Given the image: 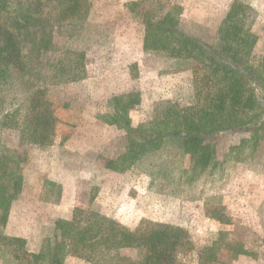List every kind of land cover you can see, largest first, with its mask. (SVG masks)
<instances>
[{"label":"rangeland","instance_id":"374dc122","mask_svg":"<svg viewBox=\"0 0 264 264\" xmlns=\"http://www.w3.org/2000/svg\"><path fill=\"white\" fill-rule=\"evenodd\" d=\"M87 1L79 31L55 29L56 48L44 54L52 62L40 82L57 120L52 144H20L17 129L7 128L0 119V146L25 152L21 162L26 173L24 188L6 219L0 218V264L21 261L10 237L23 238V249L39 253L46 247V237H52L56 219L86 223L101 217L129 229L142 220L185 228L191 243L180 252L185 264H264L263 130L257 143L246 131L207 138L215 147L217 164L201 174L193 167L192 154L171 146L161 156L138 157L125 171L102 167L107 158L132 161L130 153L122 154L124 130L107 123L115 120L110 94L128 82L130 88L143 91L141 103L128 110L130 125L142 128L157 121L169 103L188 106L196 100L191 58L172 56L169 49L142 53L146 21L155 26L153 41H170L175 48L179 38L213 44L235 0ZM242 1L249 6L244 19V29L251 35L246 58L261 65L264 0ZM114 4L125 7L116 9ZM164 26L173 33L166 36ZM74 65L82 78L67 81ZM14 94L0 93L4 108H11L13 99L18 102L19 92ZM21 118L8 123L18 127L24 122ZM150 170L155 179L149 186ZM43 174L62 187L55 201L41 198ZM71 247L67 241L63 264H94L73 254ZM119 253L138 259L142 250L122 248ZM46 262V257L38 261Z\"/></svg>","mask_w":264,"mask_h":264},{"label":"trees","instance_id":"16d2710c","mask_svg":"<svg viewBox=\"0 0 264 264\" xmlns=\"http://www.w3.org/2000/svg\"><path fill=\"white\" fill-rule=\"evenodd\" d=\"M88 8L87 0H0V93H12L13 97L19 92L20 95L19 100L15 99L18 102L15 104L13 99L8 109L2 106L0 99V119L7 128L17 129L20 144H52L57 120L40 86L52 62L44 54L56 48L55 29L68 27L72 34L79 31ZM248 11L247 3L235 0L216 36L219 37L216 43L179 38L178 48L171 47L172 42L163 39L153 41L155 26L146 21V50L169 49L172 56L192 59L190 68L196 84V100L185 107L169 103L157 121L143 128L128 127L126 141L131 162L146 154L161 156L164 149L171 146L192 154L193 167L201 174L217 164L215 147L207 140L210 136L246 131L254 143L258 142L260 130L264 131V63L255 64L246 58L251 36L244 29ZM164 33L169 36L173 30L164 26ZM72 68L67 73V81L81 79L78 66ZM136 98L138 93L127 95L124 108L132 107ZM21 116L24 122H20V126L8 123ZM22 154L25 152L0 146L2 220L6 219L12 201L24 188L26 173ZM125 164L123 160H106V166L114 171H121ZM148 173L154 182L155 173L152 170ZM42 179L41 198L57 200L62 194L61 185L48 180L44 174ZM9 240L16 247L15 257L21 259L17 264H41L38 261L45 257L47 264H63L67 241L71 242L73 254L94 264L105 261H112V264H185L179 258L180 252L191 247L188 233L181 226L142 220L129 229L105 217L86 223L74 218L56 219L54 233L46 237V247L39 253L23 249V238L10 237ZM122 248H140L142 253L138 259H133L120 254Z\"/></svg>","mask_w":264,"mask_h":264},{"label":"crops","instance_id":"0c3cea01","mask_svg":"<svg viewBox=\"0 0 264 264\" xmlns=\"http://www.w3.org/2000/svg\"><path fill=\"white\" fill-rule=\"evenodd\" d=\"M114 8H116V9H118V8H120V9H123V7H125V5L124 4H114V6H113ZM145 27V26H144ZM140 41H141V43H142V53H144V51L146 52L147 50L144 48V41H145V35L144 34H142V37H141V39H140ZM145 54V53H144ZM128 75V79L130 80V76H129V74H127ZM128 80V81H129ZM124 84V83H123ZM132 92H135V93H138V98H136V100H135V103H134V105L132 106V107H126V108H124V102L123 101H126V102H128V99L127 100H125V97L127 96V95H129L130 93H132ZM113 93V92H112ZM142 93H143V91L141 90V89H136L135 88V90L134 89H132V88H130L129 87V82H128V85L126 86V88H123L122 90H119V92L118 93H115V94H110V98H109V101H112V102H114V109L112 110V112H111V114L110 115H112V118L113 119H115L114 120V122H112V120H108V124H114V125H116L117 127H119V128H121V129H123L124 130V134L122 133V136H120V137H122V140H123V143H124V146H123V152L124 153H122V154H126V153H129V151H128V144H127V141H126V137H127V135H128V127H136V126H132V125H130V119H129V115H128V110H131L132 108H134L136 105H139V103H141V100H142ZM176 104V103H175ZM179 105V104H178ZM179 106H181V105H179ZM181 107H185V106H181ZM122 121V122H121ZM125 124H127L126 125V129H125ZM107 159H110V158H107ZM105 162V161H104ZM134 162H130V161H128V162H126V164H125V166H127V167H123V169L121 170V171H125L126 169H128L132 164H133ZM102 167L104 168V169H106V170H112V169H110V168H108L107 166H106V163H104L103 165H102ZM148 175V184H149V186H150V184H151V182H152V178H151V176L149 175V173L147 174Z\"/></svg>","mask_w":264,"mask_h":264}]
</instances>
